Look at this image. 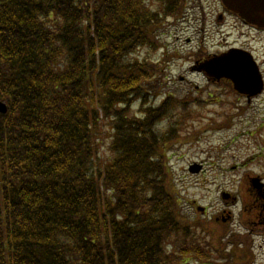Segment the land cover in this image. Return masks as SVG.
Instances as JSON below:
<instances>
[{
  "label": "trees",
  "instance_id": "1",
  "mask_svg": "<svg viewBox=\"0 0 264 264\" xmlns=\"http://www.w3.org/2000/svg\"><path fill=\"white\" fill-rule=\"evenodd\" d=\"M186 4L0 0V264L199 258L161 153L176 131L155 129L173 105L146 104L160 66L131 59L161 47V26ZM134 100L145 108L130 117Z\"/></svg>",
  "mask_w": 264,
  "mask_h": 264
},
{
  "label": "rangeland",
  "instance_id": "2",
  "mask_svg": "<svg viewBox=\"0 0 264 264\" xmlns=\"http://www.w3.org/2000/svg\"><path fill=\"white\" fill-rule=\"evenodd\" d=\"M147 4L156 6L152 1ZM219 10L207 16L203 30L200 23L191 25L192 19L181 24L171 18L180 29L170 20L161 27V49L141 48L131 59L160 66L161 76H154L159 83L146 104L158 106L168 98L173 105L155 129L176 131L161 153L171 170L183 216L191 222L193 238L202 248L200 258L185 256L177 264H264V197L259 195L261 188L250 183L259 178L264 188V91L247 101L225 81L211 82L190 71L199 51L219 54L226 50V41L237 45L245 39L237 20L236 24L230 16L217 20ZM255 45L264 81V40ZM139 101L130 105L128 116L141 115L145 106ZM108 124V119L102 122L97 140L101 166L111 159ZM193 164L201 166L200 172L189 171ZM234 251L240 252L231 259ZM247 253L250 258L241 256Z\"/></svg>",
  "mask_w": 264,
  "mask_h": 264
},
{
  "label": "water",
  "instance_id": "3",
  "mask_svg": "<svg viewBox=\"0 0 264 264\" xmlns=\"http://www.w3.org/2000/svg\"><path fill=\"white\" fill-rule=\"evenodd\" d=\"M230 10L236 12L246 21L264 27V0H222ZM205 71L216 79L226 78L231 80L233 87L239 93L255 95L260 92L262 81L257 66L251 56L240 51L231 50L220 56L213 57L204 63ZM6 107L0 102V112H5ZM200 165H192L190 172L197 173ZM257 180L253 185L257 186Z\"/></svg>",
  "mask_w": 264,
  "mask_h": 264
},
{
  "label": "flooded vegetation",
  "instance_id": "4",
  "mask_svg": "<svg viewBox=\"0 0 264 264\" xmlns=\"http://www.w3.org/2000/svg\"><path fill=\"white\" fill-rule=\"evenodd\" d=\"M221 0H202V8L205 7V9H207L206 14L209 13H214L215 11H218V6L220 5V12L217 14V20H223L225 17H232L231 20L235 21L237 20L239 22L238 26L245 31H241L242 35L244 36L245 39H243L239 44L236 45V41H231L228 42L226 41V50H228L229 48H239V49H244L246 51L251 52L253 55H255L256 51L259 49V47H257L255 45V43H257L258 41H263L264 40V28H260L254 25H250L247 22H245L243 19H241L237 14L225 9L224 6L221 5L220 3ZM201 18L204 20L206 19V17L204 16V13H202ZM235 19V20H234ZM225 20V19H224ZM234 24H236V21L234 22ZM232 28H234V26H231ZM252 33V34H250ZM251 35V37H250ZM214 55V54H213ZM212 56V54H204L201 53V51H199L197 53V56L194 59V63H195V70H197L198 72H203L202 67L200 66L202 63H204L206 60L209 59V57ZM248 101V100H247ZM261 191L259 193L260 196L264 197V188L263 186H260ZM258 200V198H256ZM255 199V200H256ZM230 217V216H228ZM231 247V246H230ZM229 247V248H230ZM226 251L228 252L229 250L226 249ZM244 251L243 249L241 250V252ZM240 251H234L232 256L230 257L232 258H237L238 254ZM247 252V251H244ZM244 256L246 258H250L249 253L245 254V255H241ZM237 264V262L235 263Z\"/></svg>",
  "mask_w": 264,
  "mask_h": 264
}]
</instances>
